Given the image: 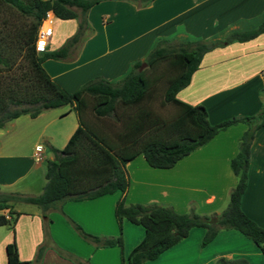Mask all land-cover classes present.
<instances>
[{
    "label": "crops",
    "instance_id": "crops-1",
    "mask_svg": "<svg viewBox=\"0 0 264 264\" xmlns=\"http://www.w3.org/2000/svg\"><path fill=\"white\" fill-rule=\"evenodd\" d=\"M85 17L87 24L84 32L67 55L46 58L41 62L49 76L67 90H73L96 76L116 82L130 69L135 59L144 58L155 40L160 39L170 45L173 41L177 45H188L194 41L222 39L234 29L255 27L264 18V0H98L86 10ZM67 19H75L74 32L78 19ZM48 44L43 49L55 48L58 43ZM262 87L264 31L252 38L229 41L204 51L188 83L178 89L175 96L191 104H203L207 119L216 122L232 114L248 113L251 110L248 109L249 104L253 108L251 112L258 110L263 93L258 94L257 90ZM231 101L238 107L231 109L229 115H221V112L217 115L216 111L222 103ZM72 112L65 105L42 110L33 117L23 113L0 127V191L34 194L25 179L32 169L40 165L41 159L53 157L51 146L59 148L64 144L77 120L76 116L66 122L59 119ZM213 112H216V117H209L215 114ZM245 127V123L237 122L218 130L204 144L168 167L150 166L142 154H136L124 163L128 175L125 202L155 201L169 204L180 212L193 202L200 214L217 212L219 206L226 203L228 192L236 180L229 161L236 152L237 138ZM263 136L264 125L255 131L252 138L247 171L249 175L251 172L258 176L260 181L252 186V180L248 178L240 199L242 210L257 223L259 214L264 218V211L258 212L253 207L264 198V181L261 180L264 167L258 163L264 155L256 152L257 147L262 146ZM39 140L49 147L48 155H45L46 148ZM38 144L40 149L36 157L35 146ZM17 183L21 184L14 187ZM118 195L119 191L114 190L92 198L66 200L61 208L89 232L116 235L118 227L113 207ZM12 208L20 213L13 229L5 224V230L0 234V264H8L5 253L7 242L14 240L19 259H32L43 238L40 208L18 209L14 203ZM0 212L7 216L6 208L0 209ZM47 214L50 217L48 232L54 243L88 259L90 264H120V248L117 245L94 247L75 233L59 211L50 210ZM203 231L204 228L199 226L190 227L180 241L190 234L198 239ZM142 234V226L122 220L124 254L139 241ZM227 235L240 241L241 236L232 228L219 232L215 238L218 240ZM218 254L227 258L243 255L232 247ZM160 257L158 255L139 264H150ZM40 264L75 263L47 246L42 251Z\"/></svg>",
    "mask_w": 264,
    "mask_h": 264
},
{
    "label": "trees",
    "instance_id": "trees-1",
    "mask_svg": "<svg viewBox=\"0 0 264 264\" xmlns=\"http://www.w3.org/2000/svg\"><path fill=\"white\" fill-rule=\"evenodd\" d=\"M96 1L0 0V4L11 8L8 16L0 15V127L20 114L33 117L42 110L62 105H68L77 120L64 144L59 148L51 146L53 157L45 160V182L40 192L0 191V209H7V216L0 212V224L13 229L20 213L12 208L14 202L37 205L43 217V240L33 258L19 259L12 239L5 244L7 263L40 264L43 249L50 246L58 255L75 264H90L88 259L60 247L51 239L47 214L50 210L59 211L75 233L94 247L117 245L120 264H139L156 258L193 226L204 228L202 244L211 240L220 227L238 230L253 241L262 252L264 261V227L240 206L247 184L250 144L255 131L264 125V89H260L263 100L255 113L232 114L216 122L207 119L203 104H191L175 96L176 91L188 83L204 51L229 41L256 36L264 31V18L255 27L234 29L222 39L207 42L172 46L158 39L142 59L154 72L148 74L144 69H138L141 60L135 59L130 69L116 82L96 76L73 90H67L49 76L41 62L46 58L67 55L84 32L86 10ZM47 9L58 18L76 17L77 26L59 46L36 50V28ZM156 80L163 85L161 101L169 102L173 107L168 117L159 115L150 106V93ZM89 108L93 120L85 118ZM108 117L114 128L99 123ZM237 122L245 123L246 127L238 136L236 152L229 161L236 180L220 212L200 214L191 206L186 212H178L169 204L155 201L125 202L128 175L124 163L127 160L140 153L150 166H171L204 144L218 130ZM114 190L119 191L113 207L118 227L116 235L89 232L61 208L66 200L92 198ZM124 219L139 224L143 229L139 241L125 254L122 251ZM216 264L238 263L235 259L220 256Z\"/></svg>",
    "mask_w": 264,
    "mask_h": 264
},
{
    "label": "rangeland",
    "instance_id": "rangeland-1",
    "mask_svg": "<svg viewBox=\"0 0 264 264\" xmlns=\"http://www.w3.org/2000/svg\"><path fill=\"white\" fill-rule=\"evenodd\" d=\"M10 10H11L10 7H6L4 4H0V15H7ZM13 13L15 14L16 12H13ZM74 22H75V19H67V18L61 19V18H57V17L56 18L52 17L51 26H52L53 32H52L50 39L49 38H48L49 40L47 39L48 41L46 42V44L49 43L48 45H53L52 43H55V42L58 43V44H55L57 46L62 44L63 41L65 40V38L67 36H69L71 33H73V29H74L73 23ZM58 39H61V40H59V42H58ZM156 41L157 40L152 42V44L149 48L150 50L155 46V44L157 43ZM171 43H172L171 44L172 46L177 45L176 41H173ZM218 46H220V45H218ZM141 62H144V61L141 60ZM141 62L139 63V66L141 65L140 70L144 69L145 72L148 74L154 72L153 71L154 69L149 67L146 62H144L142 64H141ZM158 81L159 80H156L153 83L154 88L152 86L153 90H152V93H150V98H149L150 106H151L152 110L155 111L156 113H158L159 115H161L163 117H168L172 114L173 107L169 102L161 101L163 85ZM262 88L264 89V87H262ZM257 92H258V94H261L260 89H258ZM236 105L237 104H235L232 101L222 103L221 108L216 111L217 115H220V114H218V112H221V115H222V113L228 114V112L231 109H235V107H238ZM63 106H65V105H62V107ZM58 107H61V106H58ZM248 109H251V110L253 109V108H250V104H249ZM251 110H248L249 112L245 113V114L255 113L257 111V110H253V112H251ZM216 112H213L215 114H213V116L210 115L209 117H216ZM68 118H71V119L75 118V115L73 114V112L70 113V115H68L67 117L60 118L59 121L66 122L68 120ZM85 118L88 120H93V114H92V111L90 108L87 109V111L85 113ZM102 120L99 121V123H101V125H106L109 128L112 126V128H114V123L110 117H108V119H104L103 121ZM39 141H40L41 145L46 148L45 155H48L50 152L49 147L42 140H39ZM261 143H262V146L257 147L256 152H258L257 154L260 153V154L264 155V136L261 139ZM258 159H259V157H258ZM258 163H259V166L264 167V159H261V160L259 159ZM44 171H45V159L43 158L40 160V165L36 169H32V171L29 173V175L25 179L29 183V185L31 187V191H33L32 193H34V194L40 192L42 185L45 182ZM247 171H248V169H247ZM257 177L258 176L253 175L251 172H250V175L247 173V181H248V178H250L252 180V183H250L252 186L255 183H258V181H260L259 177L258 178ZM261 178H262L261 180L264 181V176H261ZM251 180H249V182ZM20 184L21 183L14 184V187H19ZM252 186H251V188H253ZM226 203H227V200H226ZM226 203L221 204L218 208V211L215 213L220 212L225 207ZM190 206L193 208V210H195L196 207H195L194 203L189 202L186 210L183 212L188 211ZM14 207H17L18 209H27V208L28 209H35L38 206L35 204H32V203L14 202ZM253 207H255L258 212L262 213L264 211V198L262 201L257 202L256 205H253ZM178 212H180V211H178ZM262 217L259 214V217L257 219H258V224H260L264 227V218H262ZM5 227H6L5 224H0V234L2 233L3 230H5ZM228 229H231V228H228ZM224 230H227V228L220 227L217 230L216 234H218L219 232L224 231ZM233 230H235V229H233ZM236 232L241 236V238L239 237L240 241H238L237 239L234 240V237L233 238L229 237V235H227L226 237H221L217 240V238H215V236H216V234H215L213 239H211V240H209L203 244L201 243L202 235L198 239H196L194 234H190L187 237V239H183L184 241H180L181 240L180 239L179 243L176 242L175 245L173 244L170 247H168L169 249L166 248L165 251L163 250L161 252V254H159L161 256L160 259H158L157 261H154L153 263H150V264H216L218 258L220 256H224V254L220 255L218 253H220L222 250L225 251L227 249H231V247H232V249L234 248V249L240 250L241 253L243 254L242 256H237V257L232 258V259H235V262H237L238 264H244V263L245 264H264L263 254L256 247V245L253 243V241L250 238L243 235L242 233H240L238 230H236ZM42 240H43V238H42ZM243 240H245V241H243ZM172 246H174V247H172ZM163 252H165V253H163Z\"/></svg>",
    "mask_w": 264,
    "mask_h": 264
},
{
    "label": "built area",
    "instance_id": "built-area-1",
    "mask_svg": "<svg viewBox=\"0 0 264 264\" xmlns=\"http://www.w3.org/2000/svg\"><path fill=\"white\" fill-rule=\"evenodd\" d=\"M55 15L50 9H47L40 19L39 24L37 25L36 32H35V42L34 46L36 50H42L46 44L47 39L49 38L51 31H52V26H51V20L52 17ZM40 145L35 146L36 150V157H38Z\"/></svg>",
    "mask_w": 264,
    "mask_h": 264
},
{
    "label": "water",
    "instance_id": "water-1",
    "mask_svg": "<svg viewBox=\"0 0 264 264\" xmlns=\"http://www.w3.org/2000/svg\"><path fill=\"white\" fill-rule=\"evenodd\" d=\"M144 63V62H141V64ZM141 66V65H140ZM140 66L138 67V69H140Z\"/></svg>",
    "mask_w": 264,
    "mask_h": 264
}]
</instances>
